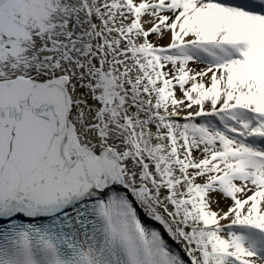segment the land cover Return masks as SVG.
Returning a JSON list of instances; mask_svg holds the SVG:
<instances>
[{"label": "snow or ice", "instance_id": "snow-or-ice-1", "mask_svg": "<svg viewBox=\"0 0 264 264\" xmlns=\"http://www.w3.org/2000/svg\"><path fill=\"white\" fill-rule=\"evenodd\" d=\"M0 264H264V0H0Z\"/></svg>", "mask_w": 264, "mask_h": 264}]
</instances>
